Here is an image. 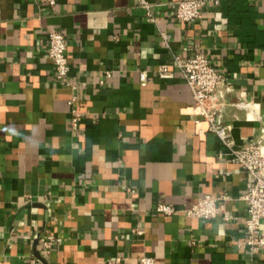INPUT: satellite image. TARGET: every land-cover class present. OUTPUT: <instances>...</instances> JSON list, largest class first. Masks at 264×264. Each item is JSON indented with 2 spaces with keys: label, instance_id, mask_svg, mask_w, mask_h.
<instances>
[{
  "label": "crops",
  "instance_id": "0c3cea01",
  "mask_svg": "<svg viewBox=\"0 0 264 264\" xmlns=\"http://www.w3.org/2000/svg\"><path fill=\"white\" fill-rule=\"evenodd\" d=\"M149 1L156 22L136 0H0V264H264V249L244 245L245 172L188 114L193 95L172 65L206 54L230 87L222 122L234 143L264 137V0L207 4L192 23L175 19L177 0ZM53 28L75 89L53 78ZM221 193L229 220L181 211ZM46 232L60 238L47 255Z\"/></svg>",
  "mask_w": 264,
  "mask_h": 264
},
{
  "label": "built area",
  "instance_id": "2783aa9c",
  "mask_svg": "<svg viewBox=\"0 0 264 264\" xmlns=\"http://www.w3.org/2000/svg\"><path fill=\"white\" fill-rule=\"evenodd\" d=\"M53 4L55 0H47ZM137 6L147 14V19L156 22L152 13L153 3L149 0H136ZM221 0H177L175 2L174 17L177 21L192 23L200 18L201 8L207 4L218 6ZM161 45L168 47L169 34L160 31ZM66 39L63 33L53 28L47 35L46 53L53 64V78L62 85L74 84L67 80L69 63L65 54ZM173 67L177 69L190 88L194 103L190 106L188 114L193 116L195 123L202 121L207 123L206 129L214 131L222 144L227 148V160L238 164L245 172V192L240 196L246 202L247 217L244 221L245 240L244 245L251 253H257L264 249V233L261 230V221L264 219V137L261 134L244 139L242 144H235L230 136V125L223 124L222 112L227 102V93L230 87L226 78L210 62L206 54L193 51L189 54H173ZM160 77H170L167 65H160L157 69ZM103 82L111 74L105 70ZM144 78V76H142ZM75 101L72 95L70 102ZM69 122L72 129H76L82 118L81 112L71 107L69 110ZM200 130V129H199ZM221 154V153H220ZM222 155V154H221ZM226 193L217 195L205 194L197 201L181 211L191 218L211 219L220 215L224 220L232 218L226 209L229 200ZM155 211L163 214H174L178 210L169 203H158ZM140 234V230H136ZM60 238L51 233H43L38 236V243L43 254H49L58 244ZM122 258L114 256L105 261V264H121ZM31 264H43L39 260L31 261ZM137 264H155L151 256H142Z\"/></svg>",
  "mask_w": 264,
  "mask_h": 264
}]
</instances>
